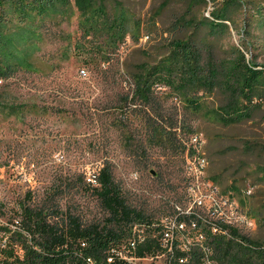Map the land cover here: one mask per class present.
<instances>
[{"label":"rangeland","instance_id":"1","mask_svg":"<svg viewBox=\"0 0 264 264\" xmlns=\"http://www.w3.org/2000/svg\"><path fill=\"white\" fill-rule=\"evenodd\" d=\"M118 1L140 23L133 31L140 39L129 36L110 55L113 61L100 55L87 63L108 50L101 48L104 39L85 38L72 3L31 23L24 60L0 79V225H17L24 206H53L60 213L51 220L61 225L71 216L104 226L109 215L95 192L99 185L89 179L109 166L125 200L150 222L175 219L177 207L215 221L220 206L244 236L263 245L264 102L250 122L224 126L211 114L224 103L221 96L205 95L199 114L162 84L155 85L152 103L134 102L132 73L140 63L156 65L172 40L185 38L204 41L223 57L238 47L264 67V0H239L229 10L230 30L218 36L203 26L204 18L227 0L197 3L193 13L189 4L197 0ZM181 18L193 25L183 27ZM194 136L204 142L199 150ZM196 157L206 158L205 168ZM190 215L179 216L188 232Z\"/></svg>","mask_w":264,"mask_h":264},{"label":"trees","instance_id":"2","mask_svg":"<svg viewBox=\"0 0 264 264\" xmlns=\"http://www.w3.org/2000/svg\"><path fill=\"white\" fill-rule=\"evenodd\" d=\"M216 1H193L188 12L193 13L197 3L208 6ZM239 2L227 0L219 9L208 12L203 26L215 36L229 31L233 23L229 10ZM72 3L80 12L85 38L104 39L101 48L108 50L96 53L89 62L87 58V63L100 55L104 63L111 62L114 58L110 55L118 53L129 36L136 41L140 39L133 33L140 29V23L133 24L136 22L128 9L118 0H0V79L11 77L24 60L21 53L28 52L26 40L33 27L31 23L57 14ZM179 21L185 28L193 25L187 18ZM179 30L178 27L175 32ZM77 47L78 53L84 55V48ZM168 52L154 66L140 63L135 67L134 102L152 103L155 85L162 84L173 89L195 114L205 108V95L224 98V103L211 111L214 121L224 126L254 119L255 111L261 108L258 104L264 102V67L253 60L248 62L243 50L233 47L223 57L204 41L197 43L185 38L172 40ZM94 176L99 185L95 192L109 215L104 226L85 225L71 216L61 225L51 220L52 214L59 215L57 208L24 206L17 225H0V264H136L124 256L144 259L158 254L161 244L155 237H148L144 244L132 248L134 225L151 226L152 222L128 204L112 169L105 166ZM228 229L226 236L213 233L210 226L203 227L204 244L211 247L218 264H264V244L244 236L239 228ZM197 244L189 252L177 250L173 264H201L204 255ZM182 259L186 262L182 263Z\"/></svg>","mask_w":264,"mask_h":264},{"label":"built area","instance_id":"3","mask_svg":"<svg viewBox=\"0 0 264 264\" xmlns=\"http://www.w3.org/2000/svg\"><path fill=\"white\" fill-rule=\"evenodd\" d=\"M246 57L248 62L252 60V55L250 53H246ZM192 141L193 146H195L197 150L203 147L204 142L202 141L201 136H194ZM194 161L199 164V167L201 169L205 168L206 164L208 163L205 157H196ZM197 170L200 171L199 169ZM89 180L94 184L97 182L96 176H92V178H90ZM224 205L228 206V202H225ZM217 207L215 208L213 213L219 220L215 221H201L200 219L196 218L195 215H190L191 212H184L182 209L177 207L180 213L178 216L176 215L175 219L164 218L158 223H152L151 226L147 224L134 225V235L131 243L133 249H135L140 244H144V242H146V239H148V237H151L147 232V230H149L151 227L152 229H155L157 231L158 235L155 238L161 244V250L158 254L153 256H146L144 259L136 258L133 256H124L125 259L131 262H135L136 264H145L148 261L152 264L156 261V259L161 258V255H165L167 256V259L165 261L161 260L160 263L156 264H173L176 257L175 253L177 250L180 249L183 252H189L190 247L194 245V243H198L197 245L202 248V252L204 255L201 264H218L213 258L211 247L204 244V241L206 239L203 227L210 226L213 233H221L223 235L229 236L228 228L233 227L238 229V221L234 222L233 217L222 210L223 207ZM181 215H190L189 217H187L191 228L190 232H188V226L185 223L184 218H179V216ZM253 224H255L254 221L249 223L250 226H253ZM180 261L182 263L186 262L185 259H182Z\"/></svg>","mask_w":264,"mask_h":264}]
</instances>
